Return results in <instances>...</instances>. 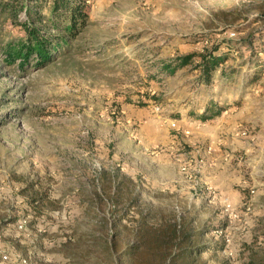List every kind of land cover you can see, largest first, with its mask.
Masks as SVG:
<instances>
[{
    "label": "rangeland",
    "instance_id": "rangeland-1",
    "mask_svg": "<svg viewBox=\"0 0 264 264\" xmlns=\"http://www.w3.org/2000/svg\"><path fill=\"white\" fill-rule=\"evenodd\" d=\"M87 4L82 27L50 30L68 39L56 56L24 68L5 52L25 31L0 12V264H130L141 222L178 221L196 253L176 264H264V0ZM211 46L210 82L197 56L163 69Z\"/></svg>",
    "mask_w": 264,
    "mask_h": 264
},
{
    "label": "trees",
    "instance_id": "trees-1",
    "mask_svg": "<svg viewBox=\"0 0 264 264\" xmlns=\"http://www.w3.org/2000/svg\"><path fill=\"white\" fill-rule=\"evenodd\" d=\"M34 1L35 4L32 6L30 0L24 2L0 0V12H7L8 18L16 19L25 31L26 37L22 38L21 42L14 41L15 48L9 47L5 52L6 57H9L13 63H18V60H20L18 65L21 68L30 64L32 60H35L36 63L48 62L56 56L59 52L58 49L60 50V47L68 41L67 38L57 33L52 35L50 30L57 28L58 31L70 34L82 27L87 19L88 0H52L53 3L48 17L42 16L40 9L46 4L44 3L45 1ZM21 8L26 11V17L22 21L17 18ZM253 38L255 40V35L253 36L252 34L247 39H244L243 43L250 51L256 53L260 47L254 50L257 46H255ZM228 40L226 43L229 45L230 40ZM258 45L260 46V44ZM221 48V46H211L202 53L190 52L186 55H178L175 61L165 63L163 69L169 73H174L180 67L189 65L197 56L199 60L196 62V67L201 69L203 79L210 82L213 70L224 59L218 53ZM260 72L256 74L257 77ZM213 116L214 113H209V109H207L202 118L208 120ZM134 234V240L137 244L129 247L126 253L130 264H133L134 255L137 254L136 249L138 250L139 247H143V250L146 251H153L160 263L170 260L171 264H176V259H190L196 253V250L194 251L193 249L194 246L190 247L193 233L187 231L185 225L179 221L163 224L160 227L147 226L146 222H141L140 228ZM175 249H180L181 251L176 254L177 250ZM196 257L197 255L194 256L191 263H195ZM184 262L182 264H188Z\"/></svg>",
    "mask_w": 264,
    "mask_h": 264
},
{
    "label": "built area",
    "instance_id": "built-area-1",
    "mask_svg": "<svg viewBox=\"0 0 264 264\" xmlns=\"http://www.w3.org/2000/svg\"><path fill=\"white\" fill-rule=\"evenodd\" d=\"M232 34H234V32H233ZM226 206H227V209H229V208L231 207V203L229 202L228 205H226ZM19 227H20V228H23V224H20ZM3 258H4V260H5V259H7L8 257L5 255Z\"/></svg>",
    "mask_w": 264,
    "mask_h": 264
}]
</instances>
